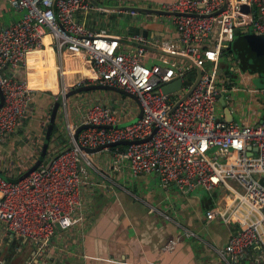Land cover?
<instances>
[{"label":"built area","instance_id":"2783aa9c","mask_svg":"<svg viewBox=\"0 0 264 264\" xmlns=\"http://www.w3.org/2000/svg\"><path fill=\"white\" fill-rule=\"evenodd\" d=\"M7 1L22 16L11 24L0 25V88L4 95L0 143L27 120L34 101L30 81L17 77L14 70L27 64L31 52L44 48L49 36L55 46L83 55L92 64L94 76L90 83L115 85L135 94L140 101V105L136 102L138 111L141 106L143 114L131 124L117 126L137 112L131 117V109L123 102L96 99L87 107L80 124L112 127L84 128L75 141L74 130L80 124L74 128L68 125L64 136L69 147L58 151L48 167L41 163L18 179L0 175V221L6 228L31 241L41 253L58 226L68 229L80 222L85 228L87 213L82 208L81 186L90 160L80 145L95 147L150 136L124 148L116 145L104 150L113 152L116 163L126 162L135 176L155 174L164 189L174 185L184 192L202 188L213 193L216 200L206 211L207 219L218 218L236 226L226 245L217 249L222 264H235L253 247L264 260V122L227 121L218 112L220 98L227 103L232 99L227 95L229 90L240 89L231 84L230 75L235 77L243 71L239 58L231 63L230 73L223 70L222 50L233 42L237 28L248 26L264 36V0H228L221 12L211 16L183 13H211L224 0L162 2L160 8L182 13L166 16L176 27L178 39L96 31L80 19L99 9L90 0ZM243 4L249 6L248 12L242 10ZM129 12L135 14L134 10ZM125 42H135L136 46L129 47ZM147 45L157 49L158 62L146 63ZM186 56L202 67V73L190 94L169 113L190 86L185 83V73L192 64ZM208 62L211 66L205 68ZM57 67L63 74L58 63ZM178 77L183 81L178 94L165 93L163 85ZM243 90L250 93V100L264 98V85ZM42 147L43 142L36 145L38 158ZM149 206L150 211L172 219L160 208ZM179 226L180 234L201 239L196 231L181 223ZM179 238L166 242L163 248L174 249Z\"/></svg>","mask_w":264,"mask_h":264},{"label":"crops","instance_id":"0c3cea01","mask_svg":"<svg viewBox=\"0 0 264 264\" xmlns=\"http://www.w3.org/2000/svg\"><path fill=\"white\" fill-rule=\"evenodd\" d=\"M173 1L102 0L109 4L152 7ZM124 13L130 14L126 10L104 12L98 9L80 19L96 31L105 29L112 34L126 35L135 33L131 30V26H135L147 30V39H178L176 27L161 14L140 12L143 15L139 13L127 28L114 27L113 19ZM21 16L22 12L11 7L7 0H0V25L11 24ZM45 42L44 48L29 54L26 65L14 70L17 77L27 78L36 88L29 117L0 143V175L9 179L20 178L38 159L36 145L44 142L52 109L59 98L61 105L54 126L65 136L68 125L74 128L80 124L87 107L96 99L125 105L123 97L111 94L118 92L105 89L80 91L64 99L63 89L76 87L78 81L91 82L94 68L83 55L55 46L51 36ZM125 43L129 47L136 46L135 42ZM47 48L52 52V60L45 54ZM157 57L156 48H147V64L158 62ZM223 58L227 59L223 64L226 71L235 60H231L230 53ZM57 63L63 68V76ZM230 78L232 84L235 77L232 74ZM130 106L129 103L127 109ZM224 106H229L234 116L232 121L259 123L251 116L244 117L239 106L233 109L219 101L218 112L222 117ZM135 108L138 113L137 103ZM135 108L130 107L131 117L136 113ZM237 113L244 119H237ZM88 159L90 164L86 163L81 186L82 208L87 213L85 228L80 222L68 229L58 226L41 253L31 241L9 231L0 221V264H222L217 249L226 245L236 226L226 225L218 218L207 219L206 211L216 200L213 193L202 188L184 192L174 185L164 189L155 174H131L127 163H116L109 150L88 153ZM149 204L168 213L173 220L158 211H150ZM179 223L196 231L201 239L180 234ZM178 236L174 249L163 248L166 242ZM259 257L256 247L249 248L235 264H264Z\"/></svg>","mask_w":264,"mask_h":264},{"label":"water","instance_id":"95a60500","mask_svg":"<svg viewBox=\"0 0 264 264\" xmlns=\"http://www.w3.org/2000/svg\"><path fill=\"white\" fill-rule=\"evenodd\" d=\"M90 1L93 4H95L99 9L103 10L104 12H106V11H117V10H119V11L120 10H126V11L134 10L135 14L132 15L133 19H137L138 14L140 12L141 13L161 14V15H166V16L167 15L182 14L180 11L168 10V9H163V8H159V7H152V6L109 4V3H104L100 0H90ZM227 2H228V0H224V3L222 4V6L218 9L214 10L211 13L199 14L197 12H184L183 14H191V15H196V16H211V15H214V14L221 12L225 8ZM242 10L244 12H248L249 6L246 4H243ZM131 30L136 32V33L141 32L142 34L147 35V30H140V27L131 26ZM235 37H236L235 39H236L237 44H240V45L245 44L251 50H257V48L261 50L264 47V36L257 34L256 32L252 31L250 29V27H248V26H245L243 28H237L235 31ZM150 47H153V46L147 45V48H150ZM153 48H155V47H153ZM186 58L189 60V62L195 68L196 76H195V79L193 80V82L190 84L189 88L186 89L185 92L182 94V96L179 97L176 100V102L173 104V106L169 110V113L172 112V110L183 99H185L190 94L192 89L198 83L199 78H200L201 73H202V67L197 65L193 58H190L187 56H186ZM182 86H183L182 78L178 77V78L164 84L162 87V90L165 93L178 94V92L182 89ZM95 89L113 90V91H116V92H119L122 94H127L130 97H132L140 105V101H139L138 97L135 94L125 90L124 88H121V87L115 86V85H108V84H102V83H96V82L84 83V84H80L74 88L72 87L69 89V91H67L66 93L63 94V98L67 99L71 94L76 93V92L95 90ZM3 101H4V95H3V92L0 88V107L3 104ZM220 101H221V103L225 104V101L223 98H221ZM59 105H61V101L56 100L54 107L52 109V112H51L50 122L47 126V129H46V134L44 137V142H43V147H42V152H41L40 157L34 162V164H32L21 175V178L27 176L31 171L36 169L41 163H44L48 167L51 164L52 157L55 156L58 153V151H64L66 148L69 147V144L66 141V137L63 135V133L61 131H56L52 135L55 116L57 114ZM142 114H143V110H142V107L140 106L138 113L132 119L125 121V122H122V123L118 124L117 126H124L127 124H131V123L135 122L136 120H138L142 116ZM233 118H234V116H233L229 106H224L223 119L227 120V121H232ZM94 126H102V127H108V128L112 127V125H105V124L96 125V124H92V123H90V124L82 123V124L78 125L74 130V135H73L74 140L75 141L78 140L79 132L82 129L87 128V127H94ZM154 131H155V129H154ZM149 138H150V136H148L144 139H138V140H118V141L108 142V143L100 144V145L95 146V147L82 146V145H80V147L85 152L92 153V152L101 151V150H104L105 148H110V147H113V146H116L119 144H129V143H133V142L145 141ZM50 140H53V141L50 142ZM48 152H49V154H48Z\"/></svg>","mask_w":264,"mask_h":264},{"label":"rangeland","instance_id":"374dc122","mask_svg":"<svg viewBox=\"0 0 264 264\" xmlns=\"http://www.w3.org/2000/svg\"><path fill=\"white\" fill-rule=\"evenodd\" d=\"M140 15H143V14L140 13ZM132 20H133V17L130 14L124 13L122 16L113 19V21L111 23L114 27H117V28H127L131 24ZM229 45L230 44H227V46H229ZM263 49L258 51V53L260 51H262L261 53H259L258 56H263V62H264V51H263ZM227 55L228 54H226L225 56H227ZM235 56L237 57V52H233V54H231V57H232L231 60H235L236 59ZM225 62H227V59L226 58L224 59L222 57L220 60V63L224 64ZM252 62H255V59L252 58ZM210 66H211L210 62L205 64V68L210 67ZM224 67L225 66L221 65L222 69ZM256 68H260L261 70L254 71ZM242 70H243L242 73H240L238 76H235V78L232 79V81H233L232 84L239 86L240 89H238V90L233 89L232 91L229 90L227 95H230L232 99L229 100L226 104L230 105L233 109L236 106H239V112L243 111L244 117H246L245 115L251 116L252 120L255 122L264 121V98H253L250 100V96H251L250 93L243 90V89H245L246 86L256 88V87H262L264 85V64H261L259 66L254 67V70H252L250 68H246V69H242ZM244 70H246V71H244ZM61 75L63 76V74H61ZM188 75L190 78L189 73H188ZM241 75H244V77L247 80L245 81ZM185 77H186V73H185ZM78 82H80V81H78ZM84 83H90V82L83 81L82 84H84ZM68 90H69V88H68ZM68 90L63 89V94H64V91L67 92ZM111 94L116 95V96H121V98L123 97L126 106H128L130 103L131 104L130 107L134 106V108H135L136 101L132 97H130L129 95L122 94L119 92L118 93L111 92ZM218 106H219V104H218ZM134 111L136 112V108L134 109ZM236 115H237L236 116L237 119H240V120L244 119V117H240V115L238 113ZM128 118H129V116H128Z\"/></svg>","mask_w":264,"mask_h":264},{"label":"trees","instance_id":"16d2710c","mask_svg":"<svg viewBox=\"0 0 264 264\" xmlns=\"http://www.w3.org/2000/svg\"><path fill=\"white\" fill-rule=\"evenodd\" d=\"M100 1H102V0H100ZM259 50L260 49H258V48H257V50H251L245 44L244 45L237 44L236 39L234 38L233 42L230 43V45L228 46V48L225 47V48H223L222 51H223V56L226 55V54H228V53L233 54V52H237V57L236 56L235 57L236 58H239V60H240V67L242 69L250 68V69L254 70V67L259 66L261 64H264V62H263V56H258L259 53L262 52V51H260L258 53ZM263 51H264V49H263ZM252 58L255 59V62H252ZM220 65H223V64L220 63ZM257 70H261V69L260 68H256L254 71H257ZM226 72L227 73H230L231 72L230 67H227L226 68ZM188 73L190 74V78H189ZM195 76H196V70H195L194 67L191 66L186 71V77L187 78L185 80V83L186 84H191L193 82V80L195 79ZM58 100H60V98ZM57 130H58V127L57 126H54V132H56ZM54 132L52 133V135L54 134ZM51 141H53V140H50V142ZM125 146H126V144H119L118 145V147H121V148H124ZM114 148H115V146L111 147L110 149H114Z\"/></svg>","mask_w":264,"mask_h":264},{"label":"bare ground","instance_id":"6f19581e","mask_svg":"<svg viewBox=\"0 0 264 264\" xmlns=\"http://www.w3.org/2000/svg\"><path fill=\"white\" fill-rule=\"evenodd\" d=\"M45 54L52 60V52L49 48L46 49ZM37 58V57H36ZM30 86L36 88L33 84L30 83Z\"/></svg>","mask_w":264,"mask_h":264}]
</instances>
